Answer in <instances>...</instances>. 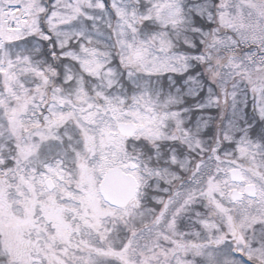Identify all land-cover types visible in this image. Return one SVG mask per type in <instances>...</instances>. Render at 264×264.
<instances>
[{
	"label": "snow or ice",
	"instance_id": "obj_1",
	"mask_svg": "<svg viewBox=\"0 0 264 264\" xmlns=\"http://www.w3.org/2000/svg\"><path fill=\"white\" fill-rule=\"evenodd\" d=\"M0 264H264V0H0Z\"/></svg>",
	"mask_w": 264,
	"mask_h": 264
}]
</instances>
